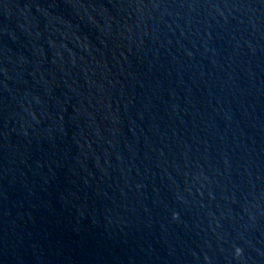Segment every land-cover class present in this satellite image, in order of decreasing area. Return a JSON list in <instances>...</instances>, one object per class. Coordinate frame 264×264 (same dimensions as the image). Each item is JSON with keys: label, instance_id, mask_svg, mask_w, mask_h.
Returning a JSON list of instances; mask_svg holds the SVG:
<instances>
[{"label": "water", "instance_id": "water-1", "mask_svg": "<svg viewBox=\"0 0 264 264\" xmlns=\"http://www.w3.org/2000/svg\"><path fill=\"white\" fill-rule=\"evenodd\" d=\"M0 264H264V0H0Z\"/></svg>", "mask_w": 264, "mask_h": 264}]
</instances>
